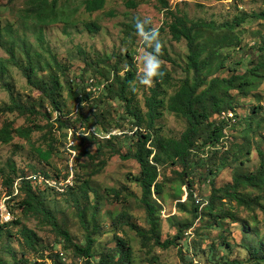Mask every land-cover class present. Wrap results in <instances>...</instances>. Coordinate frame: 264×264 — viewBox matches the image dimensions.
I'll return each instance as SVG.
<instances>
[{
    "label": "rangeland",
    "instance_id": "rangeland-1",
    "mask_svg": "<svg viewBox=\"0 0 264 264\" xmlns=\"http://www.w3.org/2000/svg\"><path fill=\"white\" fill-rule=\"evenodd\" d=\"M84 1L58 0L59 21L42 28L43 42H40L37 39V25L31 20L24 19L22 9L25 7V0L14 2L0 0V28L6 24L11 26V37L3 32L0 57H6L4 46L11 38L24 39L36 63L38 78L45 79L53 71L47 66L49 57L45 49L56 56L58 62L68 68L66 77L61 76L64 90L57 95V100L63 119H69L71 124L69 129L54 131L53 140L45 135L48 131L45 129L43 132H34L29 139L14 135L10 143H0V197L8 192L5 182L9 177L30 176L38 173L63 178L73 172L76 177L74 190L66 195L47 192L46 199L47 206L54 211L60 224L69 231L75 241L84 244L86 233L80 224L74 203L78 201L80 208L86 212L89 224L92 225V211L97 192L100 198L97 221L101 226V231L96 236L95 258L105 247L115 246L116 235H118L127 238L133 246L134 264H181L176 247L169 249L154 247L151 251H147L148 248L141 245L140 238L128 227L124 226L123 231L116 232L113 220L122 210H127L136 224L143 228L147 227L145 214L139 202L141 189L137 178L140 174V167L135 160L124 161L116 155L111 156L105 169L89 180V186L95 192L90 190L85 193L80 189L81 182L87 178L88 171L83 168L87 159L82 157L78 160V154L83 151L96 153L100 146L107 145L110 136H116V139L113 145L106 146L107 150L115 147L125 154L133 147L132 137L136 130L134 120L126 111L125 104L118 99H110L106 95L107 78L100 76L97 71L111 72L112 69L100 63V60L111 55H118L122 58L121 68L123 69L126 67V54L134 55L138 77L129 96L132 99L133 108L145 113V99L150 95V90L155 83L152 86L140 83L144 67L140 57L145 52H151L153 48L149 45L147 48L144 46V41L137 34L135 21L137 17L145 18L150 21V24L145 26L146 28H165L160 41L167 47L170 56L175 61L174 65L165 63L174 81L170 86L160 89L163 106L161 118L157 121V130L164 137L179 138L186 129L187 122L170 113L167 110V103L181 81L186 77H191L192 73L186 67L188 56L186 40L174 41L168 30L169 24L173 21V15H187L190 20L214 22L217 25L231 24L236 17L243 14L264 15V0H106L104 9L93 14L85 11ZM129 3H136L138 7H129ZM66 18L67 23H62ZM89 22L99 25L100 30L97 33L88 32L85 24ZM219 34L226 33L220 31ZM232 35L239 42L219 49L211 69L215 77H230L232 75L230 69L236 64L240 65L239 73L242 74L246 69L256 65L264 56V19L249 18ZM208 37L211 35L206 33L202 41L206 42ZM14 51L17 58L23 62L24 56L18 42L15 44ZM116 60L114 59L110 64H114ZM221 61L225 62L226 68L216 71L215 66ZM123 73L124 71L121 72ZM66 78L69 79L77 98L83 100V96L89 95L90 100L79 102L71 97ZM5 82L12 95L21 103L49 111V106L38 105L40 104L39 92L30 88L22 73L12 65L8 66ZM233 94L237 93L233 92ZM237 98L239 100V105L236 107L237 123L227 129L228 139H225V147L246 141L250 144V152H243L241 161H233L229 157L232 161L225 163L226 165H221L220 161L212 163L210 160L215 172L213 182H211V177H207L209 174L206 167L199 169L198 175L193 179L195 184L192 191L196 203L203 204L201 209L207 204L212 185L217 188L223 187L232 182L234 175L250 174L260 167L258 151L261 150L264 153V82L246 96L237 94ZM8 104L9 94L0 84V106ZM254 106H258L259 109L251 120L252 130L250 131L247 128L250 121L247 119L253 115ZM101 111L109 112L103 123L97 119ZM59 114L56 113L53 116L56 117ZM2 120L12 122L14 128L27 125L24 119L17 117L16 114H5ZM40 123L44 125L47 122ZM50 144L55 146L56 151L50 161L44 163L34 150L35 148L48 150ZM75 146L78 148L74 149ZM180 170L178 166L166 165L162 168V171L173 179L172 182L167 183L164 194L159 198L163 238L176 234L177 223L192 224V228L188 230L181 244L186 255L194 259V264H215L219 261L218 257L223 256L226 259L246 258L249 255L248 246L264 240V214L260 209L247 211L235 208V203H227V208L234 212L238 222L233 223L229 219L222 224L221 228L206 230L205 226L210 225L211 221L208 218L200 221L193 217L190 212L191 202H186L188 187L181 186L173 173ZM110 189L123 190V196H127L128 201L126 203L116 202L110 197ZM256 194L253 193V196ZM181 202H185V211H181L178 207ZM17 203L18 200L13 207L19 224L8 231H0V258L4 264H13V255L17 259L25 258L32 263L38 257L27 249L20 236L24 228L34 231L41 237V248L46 251V256H54L56 253L61 256L63 252L66 259L61 260V264H83L82 259L77 258L70 250L66 251L60 238L49 226L41 222L39 216L24 214L17 208ZM244 222L248 224L245 229ZM197 229H200L203 238L195 237ZM223 238L230 243V246L224 244ZM214 247L217 249L215 254L212 251ZM47 264H51V261L47 260Z\"/></svg>",
    "mask_w": 264,
    "mask_h": 264
},
{
    "label": "trees",
    "instance_id": "trees-1",
    "mask_svg": "<svg viewBox=\"0 0 264 264\" xmlns=\"http://www.w3.org/2000/svg\"><path fill=\"white\" fill-rule=\"evenodd\" d=\"M14 2L15 0H8ZM58 0H25L23 16L25 20H31L37 25V39L43 42L42 28L50 24H55L59 20V12L57 9ZM106 0H85L83 7L89 14L96 13L104 9ZM129 7L137 8L138 4L129 3ZM166 6V4H165ZM63 13V11H62ZM173 21L169 24L168 30L172 39L176 42L186 40L188 48L187 70L192 73L191 77L183 79L175 91L169 97L167 110L187 122L186 129L182 132L179 138L164 137L157 130V121L161 118V108L163 106L160 97V89L164 86H170L174 78L171 71L165 63L175 64V61L170 56L167 47L162 44V55L160 59L163 63V71L165 75L162 78L156 79L155 86L151 88L150 95L145 99L146 112L142 113L133 108L132 99L129 94L132 91L138 77V67L133 54H126V67L121 68L122 58L118 55H111L100 60V63L111 67V72L103 70L97 73L103 78H107L105 85L106 95L113 100H120L125 104V109L132 116L136 130L133 132V147L127 153L122 154L121 150L112 147L107 150L106 146L113 145L116 136H110L107 145L100 146L94 154L89 152H80L78 160L82 157L87 159L83 164V168L87 169V178L81 182L80 189L85 193L92 190L89 186V180L103 171L111 156L116 155L121 160H135L140 167V174L137 178V183L141 189V197L139 202L145 214L146 228L136 224L127 210H122L113 220L116 232L123 231V227H128L137 237L140 238L141 245L151 251L154 247L161 249H169L176 247L180 257L181 264H194V259L188 257L181 244L192 224L177 223V232L172 237L163 238L161 232V204L159 198L164 194L167 183L173 179L162 171L164 166H178L180 171H174L177 181L181 186L188 187L187 201L191 202L190 212L195 219L211 221L210 225L205 226L206 230L210 228L222 227V224L231 220L237 223L238 220L234 212L227 208L228 204L235 203V208L254 211L260 209L264 214V153L259 150L260 167L256 172L250 174H236L232 178V182L223 187L217 188L212 185V191L208 197L207 204L201 209L202 203H196L194 193V178L198 175L199 169L206 167L207 177L213 179L215 177L212 163L220 161L221 165L231 163L233 161H241L243 152H250V144L244 141L242 144H231L228 148L223 144V139H228L226 134L227 129L233 127L237 123L238 114L236 107L239 105L237 94L246 96L249 92L257 89L264 82V56L257 62L256 65L246 69L244 73H239V64L234 65L230 71V77H215L212 73V67L219 53V49L234 45L239 40L232 35L238 27L247 22L249 18L256 17L264 19L263 14H243L236 17L231 24L217 25L214 22H200L190 20L187 15L174 14ZM62 23H67V18ZM85 28L90 33H97L100 26L96 23H86ZM159 31V40L165 28L161 27ZM220 31H225L226 34L220 35ZM3 32L11 37V26L6 24L0 28V42ZM210 34L211 37L203 42L205 34ZM16 42L19 43L24 56V61H20L14 51ZM147 48L148 44L144 42ZM6 57H0V84L9 94V104L0 106V143L8 144L12 141L14 135L23 139H29L34 132H43L45 129L48 138L53 140V133L56 130L69 129L71 124L69 119L64 120L60 112V104L57 100V95L64 90V85L61 82V76L66 77L68 68L61 62H58L48 49L45 51L48 54L49 62L47 66L53 69L45 79L38 78L36 74L37 66L34 58L30 54V50L24 39L11 38L6 46H4ZM153 51V49H152ZM151 51V52H152ZM114 59H117L114 64H110ZM12 65L19 70L26 79L27 85L34 91L40 94V106H49V111H43L34 105H25L18 101L11 93L10 88L5 82V76L8 72V66ZM226 68L224 61L216 64V71ZM95 70H97L95 68ZM124 71L123 74L121 72ZM112 76V78H110ZM67 80L68 92L75 100L89 101V95L83 96L80 100L74 94L73 88ZM73 82V80H70ZM236 92L237 94H233ZM258 106H254L253 115L247 120L250 125L247 127L252 130L253 116L258 113ZM235 111L236 122H231L226 119H221L220 115L223 112ZM60 113L54 117V114ZM5 114H16L17 117L24 119L27 124L25 127L14 128L12 122L2 120ZM109 112L101 111L97 116L99 122L106 121ZM220 119V120H219ZM46 121L42 125L40 122ZM246 133V132H245ZM75 146L74 149H77ZM56 148L50 144L48 150L35 148L34 152L40 160L48 163L54 155ZM209 158V159H208ZM229 159V160H228ZM226 160H228L226 162ZM38 174V173H36ZM32 175V174H31ZM46 175V174H43ZM48 176V175H46ZM27 176H17L7 178L5 182L8 188L7 195L14 194V184L18 179ZM52 177V176H49ZM75 177V175H74ZM80 175H77L79 179ZM76 184V177L74 178ZM214 184V183H213ZM75 185L68 189L66 193L59 194L49 189H41L34 186L31 181L21 179L19 181V194L14 199L18 200L17 208L26 215H37L41 222L49 226L51 230L60 238L67 250H70L77 258L82 259L83 264H134V249L130 242L125 237L116 235V245L107 246L99 254L94 257V246L97 242L96 236L100 234L101 226L98 224L97 217L100 209L99 194L95 193L96 202L93 205L92 225L89 224L86 212L80 208L78 201L76 205L77 215L80 224L85 230L84 244L74 240L68 230H66L59 222L54 211L47 206V192H52L57 195H66L74 190ZM250 189L252 190L250 192ZM94 191V190H92ZM95 192V191H94ZM111 198L119 203H126L127 196H123V190L110 189ZM253 193H257L253 196ZM181 211L186 210L185 202L178 204ZM13 211L15 213L14 207ZM17 219L8 227L1 228L0 231H8L11 227L17 226ZM248 224L244 222V229ZM207 235V234H205ZM20 236L28 250L38 255L32 263L25 258L17 259L14 256L13 264H47V260L51 264H61V256L56 253L54 256H46V251L41 248V237L34 231L27 228L22 229ZM195 237H202L200 229L195 230ZM224 244L230 246V243L225 241ZM212 251L217 252L214 247ZM212 252V253H213ZM249 255L244 258L226 259L218 257L219 261L215 264H264V240H259L254 245L248 246ZM217 254V253H216ZM217 257L215 258V260ZM0 264L4 261L0 258Z\"/></svg>",
    "mask_w": 264,
    "mask_h": 264
},
{
    "label": "built area",
    "instance_id": "built-area-1",
    "mask_svg": "<svg viewBox=\"0 0 264 264\" xmlns=\"http://www.w3.org/2000/svg\"><path fill=\"white\" fill-rule=\"evenodd\" d=\"M91 83H93V80H91ZM220 118L234 123L236 122V113L232 110L223 112L220 115ZM225 139H223L222 141H224ZM223 144H225V142H223ZM74 178V173L70 172V174L68 173V175L63 178L49 177L43 174H32L21 179L29 180L34 186H37L41 189H49L59 194H63L66 193L69 188L75 185ZM21 179H18L15 182L13 195L10 196L5 194L0 197V229L10 226L16 220L13 206L15 204L14 199L19 194V181ZM202 205L203 204H201V207ZM61 258L62 260L66 259V256L63 252H61Z\"/></svg>",
    "mask_w": 264,
    "mask_h": 264
},
{
    "label": "clouds",
    "instance_id": "clouds-1",
    "mask_svg": "<svg viewBox=\"0 0 264 264\" xmlns=\"http://www.w3.org/2000/svg\"><path fill=\"white\" fill-rule=\"evenodd\" d=\"M150 24V21L145 18L137 17L135 21L137 34L141 39L153 48L152 52H145L140 57L143 63V73L140 76V83L145 86H152L156 79L162 78L165 75L163 71V63L160 59L162 55V44L159 40L158 29L145 26Z\"/></svg>",
    "mask_w": 264,
    "mask_h": 264
}]
</instances>
